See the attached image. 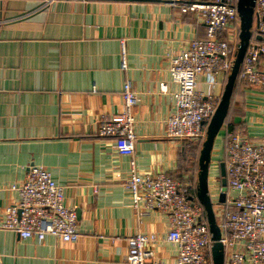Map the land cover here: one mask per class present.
I'll list each match as a JSON object with an SVG mask.
<instances>
[{
    "label": "crops",
    "instance_id": "0c3cea01",
    "mask_svg": "<svg viewBox=\"0 0 264 264\" xmlns=\"http://www.w3.org/2000/svg\"><path fill=\"white\" fill-rule=\"evenodd\" d=\"M46 2L0 0V224L4 207L18 199L14 186L35 164L63 186L79 234L74 242L52 235L22 239L0 228V264H128L130 236L137 231L163 235L168 226L160 212L139 214L132 208L125 189L130 161L137 172H166L179 183L184 141L167 136L173 100L158 85L176 89L169 58L190 39L205 38V28L197 14L180 15L164 0ZM223 80L201 75L196 89L219 97ZM127 81L138 99L131 108V156L120 155L112 139L96 135L101 122L123 110ZM243 89L241 116L254 138L264 131V99L248 97L251 89ZM231 114L234 121L240 116ZM222 136L219 130L211 151L218 163L210 159L209 192L221 188ZM155 249L154 260L175 258L172 243L159 242Z\"/></svg>",
    "mask_w": 264,
    "mask_h": 264
},
{
    "label": "built area",
    "instance_id": "2783aa9c",
    "mask_svg": "<svg viewBox=\"0 0 264 264\" xmlns=\"http://www.w3.org/2000/svg\"><path fill=\"white\" fill-rule=\"evenodd\" d=\"M183 1L166 0L177 7ZM234 1L237 4L238 0L181 3L182 11L202 12L200 20L206 27L207 36L190 39L184 49L170 56L168 70L176 89L169 92L165 82L158 85L160 92L169 94L173 100V111L166 121L169 138L186 141L205 134L202 126L214 113L219 97H206L197 91V79L201 75L208 79L221 77L232 68L239 47V16ZM253 16L256 33L263 37L264 0H255ZM121 52L120 68L124 69L123 43ZM237 78L246 82L248 89L258 91V98L264 99V43L247 44ZM122 99L123 110L101 122L96 135L112 139L120 155L131 156L135 141L131 108L138 99L128 81L123 84ZM224 134L221 157L227 186L217 222L223 264H264V131L254 138L249 137L248 131ZM211 158L218 163L216 157ZM130 163L125 189L132 208L139 214L143 209L158 211L166 216L168 226L163 235L137 231L130 236L127 239V263L212 264L207 255L211 234L201 219V206L187 201L180 192L179 183L168 173L143 174L134 169L133 160ZM14 189L18 199L4 207L5 220L0 228L11 230L22 239L32 236L43 239L52 235L64 242L77 240L76 213L65 204L64 188L48 170L29 165L23 182ZM220 192H210L212 204L218 203ZM159 242L176 246L174 259L154 260Z\"/></svg>",
    "mask_w": 264,
    "mask_h": 264
},
{
    "label": "water",
    "instance_id": "95a60500",
    "mask_svg": "<svg viewBox=\"0 0 264 264\" xmlns=\"http://www.w3.org/2000/svg\"><path fill=\"white\" fill-rule=\"evenodd\" d=\"M255 0H238L236 4L238 16H239V47L235 55V59L231 68L230 73L228 74L226 84L222 90L218 105L210 119V122L207 126L205 139L202 143V147L199 153L198 158V174H197V200L203 206L205 211L206 220L208 224V229L211 234V259L212 264H223L224 255L223 248L220 243V230L217 226L215 220L212 202L209 196L208 189V173H209V164L211 159V151L215 142V138L223 124V121L226 117L229 101L235 82V78L239 71V66L242 61V57L246 46L248 44L252 22H253V8ZM220 174L223 177L222 183L226 184L224 180L225 169L224 163H220ZM225 193L221 191L218 195V203L222 204L224 202Z\"/></svg>",
    "mask_w": 264,
    "mask_h": 264
},
{
    "label": "trees",
    "instance_id": "16d2710c",
    "mask_svg": "<svg viewBox=\"0 0 264 264\" xmlns=\"http://www.w3.org/2000/svg\"><path fill=\"white\" fill-rule=\"evenodd\" d=\"M253 18H254V16H253ZM237 37H238V41L240 42L239 36H237ZM249 42L264 43V36L263 37L258 36L256 33L254 21L252 22L251 35H250L248 43ZM244 54H245V51H244ZM244 54H243V57H244ZM243 57H242V60H243ZM234 59H235V56H234ZM234 59H233V62H234ZM233 62H232V65H233ZM240 67H241V64L239 66V69H240ZM230 71L225 73L224 75H222L224 78L223 84H222L223 88H224V85L226 84L227 77H228V74L230 73ZM247 86H248V84L246 82L239 81L237 76H236L235 82L233 85V89H232V93H231V97H230V101H229L228 111H227L226 117L223 121V124L220 128V130L223 131V134H224V132L225 133L241 132L244 134L246 133L247 130H246V127H245L244 122H243L244 117L241 115H242V107L244 105L245 97H246V94L244 92L243 87L245 88ZM219 99H220V96L218 98V102H219ZM217 105H218V103H217ZM232 111H235L236 113H238L240 115V116H233L235 118L238 117L237 120H235V121L232 119V116H231ZM212 115L210 116V118L206 122H204V124L202 126V129L205 133L204 136H202L198 139H189V140L184 141L181 144L180 153H179V162H180V170H179L180 171V181H179L180 184H179V186H180V192L184 195V197L187 201H190L192 203H198L201 206V208H202V218L201 219L207 225V227H208V224H207V220H206L205 211L203 209V206L197 200L196 195H197L198 158H199V153H200V150L202 147V143L205 139L207 126L210 122ZM219 163H222V160ZM173 178L176 179L174 176H173ZM218 179L221 180L220 181V187L221 188L219 187L220 191H224L226 189L227 185L226 184L223 185V183H222L223 177L221 176V174L218 176ZM224 180L226 182L225 176H224ZM209 194H210V192H209ZM217 205H220V207L223 206L222 204H219V203H217ZM212 208H213V206H212ZM213 212H214V210H213ZM214 216H215V213H214ZM215 220H216V222H218V215L215 216ZM217 226H218V224H217ZM210 249H211V244H210V248L208 250L207 255L210 258V260L212 261Z\"/></svg>",
    "mask_w": 264,
    "mask_h": 264
},
{
    "label": "rangeland",
    "instance_id": "374dc122",
    "mask_svg": "<svg viewBox=\"0 0 264 264\" xmlns=\"http://www.w3.org/2000/svg\"><path fill=\"white\" fill-rule=\"evenodd\" d=\"M164 1H166V0H164ZM184 1H187V3H188V5H191L192 3H194V2H198V1H202V2H205V3H208L209 1H211V0H184ZM180 2V8H179V10H180V15H183V16H187V15H190V14H197L200 18H202L203 16H202V12L201 11H190L189 9H186L185 11H182V6L183 5H181V3H186V2ZM186 3V4H187ZM173 6H175V5H173ZM234 6L236 7V1H234ZM184 7V6H183ZM253 21L255 22V20H254V18H253ZM203 24V23H202ZM203 26H204V28H205V30H206V27H205V25L203 24ZM223 33H226V35L228 34V32L226 31V30H224L223 31ZM205 36H207L206 35V31H205ZM247 94H248V96H252V97H257V96H259L260 95V93L258 92V91H255V90H247ZM221 135V134H220ZM221 137V136H220ZM219 152V151H218ZM215 153H217V151L215 152ZM213 210H214V213H215V216H217V215H219V213H220V211H221V207H220V205H217V203L216 204H213Z\"/></svg>",
    "mask_w": 264,
    "mask_h": 264
}]
</instances>
